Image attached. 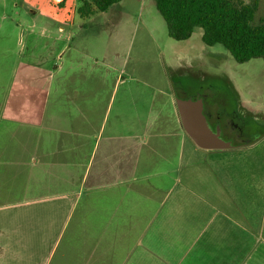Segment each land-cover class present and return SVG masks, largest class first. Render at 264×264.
I'll return each instance as SVG.
<instances>
[{"label": "crops", "instance_id": "crops-1", "mask_svg": "<svg viewBox=\"0 0 264 264\" xmlns=\"http://www.w3.org/2000/svg\"><path fill=\"white\" fill-rule=\"evenodd\" d=\"M60 88L0 128V264H264V136L204 150L173 92L109 121L112 94Z\"/></svg>", "mask_w": 264, "mask_h": 264}, {"label": "rangeland", "instance_id": "rangeland-1", "mask_svg": "<svg viewBox=\"0 0 264 264\" xmlns=\"http://www.w3.org/2000/svg\"><path fill=\"white\" fill-rule=\"evenodd\" d=\"M70 3L0 0V128L38 118L47 89L71 88L74 83L105 92V106L112 94L109 121H117L119 111H127L128 121L135 110L147 115L150 103L154 115L155 108L165 106L167 96L160 92H173L187 75L211 73L210 64L220 66L241 105L264 118L262 59L235 61L222 45L207 46L201 28L188 40L172 39L154 0H123L118 9L89 19L79 15V3L73 17ZM257 18L264 19V0ZM194 60L202 71L186 69ZM23 106L27 113H21Z\"/></svg>", "mask_w": 264, "mask_h": 264}, {"label": "trees", "instance_id": "trees-1", "mask_svg": "<svg viewBox=\"0 0 264 264\" xmlns=\"http://www.w3.org/2000/svg\"><path fill=\"white\" fill-rule=\"evenodd\" d=\"M121 1L123 0H79L77 11L83 18L90 17L96 12L111 10ZM262 1L154 0L172 39L188 40L196 28H201L202 40L207 46L222 45L239 63L256 58L264 62V19L257 18ZM242 110L252 115L243 107ZM263 136L264 130L259 137L238 147L248 146Z\"/></svg>", "mask_w": 264, "mask_h": 264}, {"label": "flooded vegetation", "instance_id": "flooded-vegetation-1", "mask_svg": "<svg viewBox=\"0 0 264 264\" xmlns=\"http://www.w3.org/2000/svg\"><path fill=\"white\" fill-rule=\"evenodd\" d=\"M210 65L209 74L206 72L197 77L187 75L182 82L177 81V89H174L173 93L184 98H203L204 113L212 128L215 130L220 126L222 138L232 141L235 144L234 148H238V145L259 137L264 130V118L260 120L256 114L250 112L251 115L243 111L237 94L220 66ZM185 66L186 69L190 68L189 70L203 69L197 60H194L191 66L188 63ZM182 91H193L195 94L184 96L180 94Z\"/></svg>", "mask_w": 264, "mask_h": 264}, {"label": "water", "instance_id": "water-1", "mask_svg": "<svg viewBox=\"0 0 264 264\" xmlns=\"http://www.w3.org/2000/svg\"><path fill=\"white\" fill-rule=\"evenodd\" d=\"M176 105L185 132L194 144L204 150H224L234 148L232 141L222 138L221 127L215 130L204 113L203 98L176 97Z\"/></svg>", "mask_w": 264, "mask_h": 264}]
</instances>
